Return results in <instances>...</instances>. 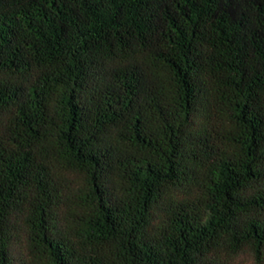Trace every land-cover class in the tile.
<instances>
[{
  "label": "trees",
  "instance_id": "trees-1",
  "mask_svg": "<svg viewBox=\"0 0 264 264\" xmlns=\"http://www.w3.org/2000/svg\"><path fill=\"white\" fill-rule=\"evenodd\" d=\"M264 264V0H0V264Z\"/></svg>",
  "mask_w": 264,
  "mask_h": 264
},
{
  "label": "rangeland",
  "instance_id": "rangeland-1",
  "mask_svg": "<svg viewBox=\"0 0 264 264\" xmlns=\"http://www.w3.org/2000/svg\"><path fill=\"white\" fill-rule=\"evenodd\" d=\"M238 260H240L238 264H248L249 263V257L247 256H243L239 258Z\"/></svg>",
  "mask_w": 264,
  "mask_h": 264
}]
</instances>
